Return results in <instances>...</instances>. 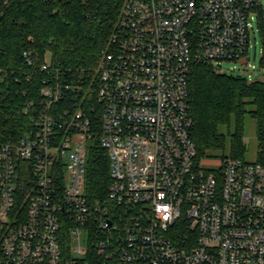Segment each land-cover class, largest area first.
<instances>
[{"label":"built area","instance_id":"built-area-1","mask_svg":"<svg viewBox=\"0 0 264 264\" xmlns=\"http://www.w3.org/2000/svg\"><path fill=\"white\" fill-rule=\"evenodd\" d=\"M256 17L264 40V0L124 2L95 70L106 197L87 191L97 107L56 112L69 85L44 79L32 130L0 140V264H264V163L203 168L190 90L195 62L247 63Z\"/></svg>","mask_w":264,"mask_h":264},{"label":"trees","instance_id":"trees-1","mask_svg":"<svg viewBox=\"0 0 264 264\" xmlns=\"http://www.w3.org/2000/svg\"><path fill=\"white\" fill-rule=\"evenodd\" d=\"M125 1L0 0V140L16 141L32 130L24 108L43 99L44 79L69 85L56 112L74 110L82 102L86 109L97 107L92 113L97 134L90 144L86 176L92 198L106 197L111 183L109 153L100 144L95 70L117 29ZM26 49L35 53L37 62L26 61ZM46 58L50 65L43 70ZM190 90L199 162L209 157L244 159V121L250 113L257 121L258 162L264 163L263 81L220 72L211 62H195Z\"/></svg>","mask_w":264,"mask_h":264},{"label":"rangeland","instance_id":"rangeland-1","mask_svg":"<svg viewBox=\"0 0 264 264\" xmlns=\"http://www.w3.org/2000/svg\"><path fill=\"white\" fill-rule=\"evenodd\" d=\"M247 63L234 60H225L220 63L229 75L242 76L248 81L264 82V67L262 70L261 62L264 56V40L259 31L258 17L253 21V31L251 33V47L246 55ZM250 64V65H249ZM255 66V67H254ZM253 108L249 105V109ZM244 141L246 145L244 160L249 163L258 162L259 158V138L257 132V121L250 114H246L244 121ZM230 145L228 142L226 154L229 155ZM202 167L207 170H216L222 167L221 157H209L202 159Z\"/></svg>","mask_w":264,"mask_h":264}]
</instances>
